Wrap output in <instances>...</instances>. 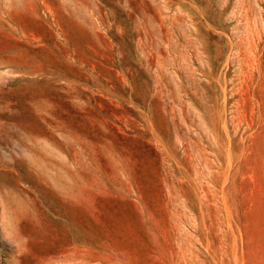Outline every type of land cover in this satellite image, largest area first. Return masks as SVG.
Listing matches in <instances>:
<instances>
[{
  "label": "rangeland",
  "instance_id": "obj_1",
  "mask_svg": "<svg viewBox=\"0 0 264 264\" xmlns=\"http://www.w3.org/2000/svg\"><path fill=\"white\" fill-rule=\"evenodd\" d=\"M0 264H264V0H0Z\"/></svg>",
  "mask_w": 264,
  "mask_h": 264
}]
</instances>
